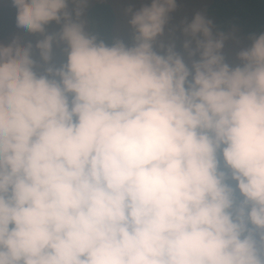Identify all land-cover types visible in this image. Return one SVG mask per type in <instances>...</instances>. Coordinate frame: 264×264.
I'll list each match as a JSON object with an SVG mask.
<instances>
[{"label":"clouds","instance_id":"9594fccd","mask_svg":"<svg viewBox=\"0 0 264 264\" xmlns=\"http://www.w3.org/2000/svg\"><path fill=\"white\" fill-rule=\"evenodd\" d=\"M69 2L12 0L41 38L0 46V264H264V32L229 59L196 13L177 51L151 0L106 43Z\"/></svg>","mask_w":264,"mask_h":264},{"label":"rangeland","instance_id":"374dc122","mask_svg":"<svg viewBox=\"0 0 264 264\" xmlns=\"http://www.w3.org/2000/svg\"><path fill=\"white\" fill-rule=\"evenodd\" d=\"M12 0H0V8L10 3ZM151 0H86L81 6L82 15L80 19L84 21L85 28L88 30L87 22L85 19V13L96 3L108 4L114 15V22L112 27V33L114 39H120L126 44H131L134 37V29L129 25L128 21L132 12L137 11L144 5L150 4ZM211 0H176L177 7L173 12L169 14V20L165 25L164 35L159 37L158 40L167 42L169 39H174L177 51H181V29L185 22H189L196 13H201L207 19L212 22V30L214 33H219L218 29L214 25V20L207 13L206 9L209 6ZM77 5L73 2H69L68 9L72 11ZM59 25L55 22H50L46 26L47 33H55L59 31ZM221 33V32H220ZM228 39L225 42V53L229 59H233L235 53L241 48L247 47L250 44L248 37L244 36L238 29L232 28L223 32ZM39 34H31L28 32H21L16 27L13 31L0 40V46H7L13 41H16L20 47H23L26 43H32L40 39ZM33 58L39 60L38 53L35 48L33 49ZM65 60V56L61 48L53 45L51 64L59 66Z\"/></svg>","mask_w":264,"mask_h":264},{"label":"trees","instance_id":"16d2710c","mask_svg":"<svg viewBox=\"0 0 264 264\" xmlns=\"http://www.w3.org/2000/svg\"><path fill=\"white\" fill-rule=\"evenodd\" d=\"M206 11L219 33L235 28L249 38L264 32V0H211ZM15 16L16 8L12 1L0 8V40L16 27ZM85 19L90 33L98 35L106 43L114 40V15L108 4H94L86 11Z\"/></svg>","mask_w":264,"mask_h":264}]
</instances>
